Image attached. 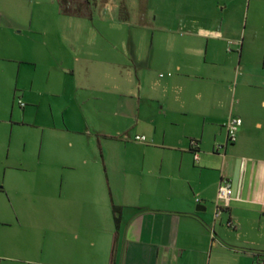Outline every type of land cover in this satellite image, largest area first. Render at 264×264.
<instances>
[{
    "label": "crops",
    "instance_id": "crops-1",
    "mask_svg": "<svg viewBox=\"0 0 264 264\" xmlns=\"http://www.w3.org/2000/svg\"><path fill=\"white\" fill-rule=\"evenodd\" d=\"M144 1L142 24L153 25L149 11L155 24L168 23L167 0H154L160 13ZM228 9H207L209 21L202 23L186 10L181 23L188 32L171 58L155 53L166 51L168 36L158 38L157 48L151 41L146 61L135 52L130 63L111 39L92 37L80 40L74 61H21L27 62L17 79L21 115L15 119L13 105L0 124L43 129L62 180L59 191L48 193L49 216L59 233L100 236V264H264V115L256 102L237 104L221 83L225 42L240 38L237 25L223 21ZM261 37L253 23L242 57L245 42L250 54ZM156 55L165 57L163 64ZM122 69L131 74L128 82ZM161 69L168 73L158 74ZM236 116L243 122L229 143L226 123ZM223 178L231 180L233 197L216 217ZM5 190L0 183V193ZM114 205L122 207L119 228ZM6 241L0 235V257L7 256Z\"/></svg>",
    "mask_w": 264,
    "mask_h": 264
},
{
    "label": "rangeland",
    "instance_id": "rangeland-1",
    "mask_svg": "<svg viewBox=\"0 0 264 264\" xmlns=\"http://www.w3.org/2000/svg\"><path fill=\"white\" fill-rule=\"evenodd\" d=\"M64 1L0 0V115L3 112L10 115L13 105L15 119L21 115L17 79L19 68H25L27 63L22 60L63 57L71 62L81 56L80 40L106 37L118 46L125 63H130L135 52L138 59L146 61L152 52L151 41L154 39L157 48L158 38L166 36L170 37L166 51H159V48L155 53L167 52V58H171L181 51L177 42L188 32L181 23L186 10L195 11L191 16H197L194 19L202 23L209 21L204 16L205 11L218 4L229 6L223 21L232 20L237 25L234 31L239 32L240 37L236 42H225L222 61L226 66L221 83L226 85L237 104L256 102L264 115V108L259 105L264 99V0H167L163 7L168 23L155 24L152 11H149L153 25L148 27L142 24L140 16L144 0H91V5L84 4L83 0ZM160 6V2L150 0L151 9L159 11ZM78 7L87 14H75ZM253 23L262 30L261 42L254 44L250 54L247 53L249 43L245 42L242 57L243 37L244 34L249 36ZM204 54L203 51L202 58ZM156 58L157 64H163L164 56L156 55ZM205 66L210 70L217 68ZM157 73L166 75L168 70L161 69ZM130 76L128 69H122L123 83L128 82ZM204 82L216 83V80ZM93 102L91 100L90 104ZM42 136L41 128L0 124V183L6 189L0 193V235L9 245L7 256L0 257V262L67 264V261L75 260L83 264H100L98 256L104 252L98 242L100 236L83 235L77 239L65 232L59 233L57 221L49 216L48 193L52 189L59 191L62 180L59 175L55 177V161L48 150L47 137L43 142ZM34 206L44 209L37 212ZM93 240L95 244H92ZM103 242L105 244V237ZM95 258L97 261L92 260Z\"/></svg>",
    "mask_w": 264,
    "mask_h": 264
},
{
    "label": "built area",
    "instance_id": "built-area-1",
    "mask_svg": "<svg viewBox=\"0 0 264 264\" xmlns=\"http://www.w3.org/2000/svg\"><path fill=\"white\" fill-rule=\"evenodd\" d=\"M22 105L23 102L20 101ZM242 118L241 117H231L229 121L226 123V129L228 132V142L234 143L237 141L238 138V130L240 126L242 125ZM138 141H145L147 137L145 135H137L135 137ZM198 146V143L193 141L192 142V149L196 148ZM195 158H199L198 152H195ZM233 197V184L230 179H222V182L220 183L219 190H218V199H217V205H216V217L220 216L221 213L225 208L229 207L230 201Z\"/></svg>",
    "mask_w": 264,
    "mask_h": 264
},
{
    "label": "trees",
    "instance_id": "trees-1",
    "mask_svg": "<svg viewBox=\"0 0 264 264\" xmlns=\"http://www.w3.org/2000/svg\"><path fill=\"white\" fill-rule=\"evenodd\" d=\"M69 0H65L64 2H68ZM84 4H88V5H91L92 4V1L91 0H83ZM83 5V4H81ZM81 8V7H80ZM78 7L77 12L75 14H87L86 11L82 12L81 9ZM65 12H67V8H64ZM113 211H114V219H115V223H116V226L119 228L120 226V223H121V212H122V207L121 206H118V205H114L113 207ZM117 237V236H116Z\"/></svg>",
    "mask_w": 264,
    "mask_h": 264
}]
</instances>
